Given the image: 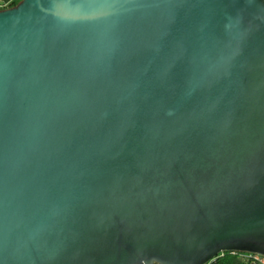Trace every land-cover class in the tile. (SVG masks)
Segmentation results:
<instances>
[{
	"label": "water",
	"instance_id": "95a60500",
	"mask_svg": "<svg viewBox=\"0 0 264 264\" xmlns=\"http://www.w3.org/2000/svg\"><path fill=\"white\" fill-rule=\"evenodd\" d=\"M264 256V0L0 10V264Z\"/></svg>",
	"mask_w": 264,
	"mask_h": 264
},
{
	"label": "built area",
	"instance_id": "2783aa9c",
	"mask_svg": "<svg viewBox=\"0 0 264 264\" xmlns=\"http://www.w3.org/2000/svg\"><path fill=\"white\" fill-rule=\"evenodd\" d=\"M19 0H12V3L10 5H0V10L9 8L16 2H18ZM230 254L234 255V256H239L240 258H242L244 261H246L248 264H264V256L263 255H259V254H251V253H243L242 252H237V251H232L230 252ZM224 253L221 254V256H223Z\"/></svg>",
	"mask_w": 264,
	"mask_h": 264
},
{
	"label": "trees",
	"instance_id": "16d2710c",
	"mask_svg": "<svg viewBox=\"0 0 264 264\" xmlns=\"http://www.w3.org/2000/svg\"><path fill=\"white\" fill-rule=\"evenodd\" d=\"M18 2L14 3L11 7H15ZM208 264H248L239 256H234L230 252H225L223 256L219 255L214 261Z\"/></svg>",
	"mask_w": 264,
	"mask_h": 264
},
{
	"label": "rangeland",
	"instance_id": "374dc122",
	"mask_svg": "<svg viewBox=\"0 0 264 264\" xmlns=\"http://www.w3.org/2000/svg\"><path fill=\"white\" fill-rule=\"evenodd\" d=\"M21 2H22V0H19L18 4H20ZM11 3H12V0H2V2H0V5H3V6L6 5L7 6V5H10Z\"/></svg>",
	"mask_w": 264,
	"mask_h": 264
},
{
	"label": "crops",
	"instance_id": "0c3cea01",
	"mask_svg": "<svg viewBox=\"0 0 264 264\" xmlns=\"http://www.w3.org/2000/svg\"><path fill=\"white\" fill-rule=\"evenodd\" d=\"M0 2H2V0H0Z\"/></svg>",
	"mask_w": 264,
	"mask_h": 264
}]
</instances>
